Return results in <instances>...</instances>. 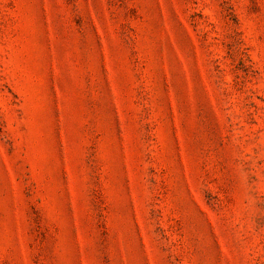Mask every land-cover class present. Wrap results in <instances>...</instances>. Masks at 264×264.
Returning <instances> with one entry per match:
<instances>
[{"label": "rangeland", "instance_id": "1", "mask_svg": "<svg viewBox=\"0 0 264 264\" xmlns=\"http://www.w3.org/2000/svg\"><path fill=\"white\" fill-rule=\"evenodd\" d=\"M0 264H264V0H0Z\"/></svg>", "mask_w": 264, "mask_h": 264}]
</instances>
